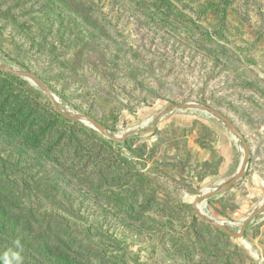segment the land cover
<instances>
[{"label": "rangeland", "instance_id": "374dc122", "mask_svg": "<svg viewBox=\"0 0 264 264\" xmlns=\"http://www.w3.org/2000/svg\"><path fill=\"white\" fill-rule=\"evenodd\" d=\"M0 64V264H264L210 224L264 199V0H0Z\"/></svg>", "mask_w": 264, "mask_h": 264}, {"label": "water", "instance_id": "95a60500", "mask_svg": "<svg viewBox=\"0 0 264 264\" xmlns=\"http://www.w3.org/2000/svg\"><path fill=\"white\" fill-rule=\"evenodd\" d=\"M5 66L1 65L0 64V69H4ZM13 73H16V74H19V75H23V76H26L28 78H30L31 80H33L36 84H38L41 89L43 90H46V87L39 81V79L37 77H35L33 74H31L30 72H15V71H12ZM53 101V104L55 106V108L61 113L63 114L64 116H66L67 118L71 119V120H77V119H84L88 124L92 125L94 128H96L97 130L103 132L108 138L114 140V141H119V139L115 138L114 136L110 135L109 133H107L104 129V127L99 124L98 122H96L95 120H93L91 117H89L88 115H85V114H75V115H68L66 114L65 112H63L58 104L52 99ZM179 107V108H199L201 110H206V111H209V112H212L214 114H216L236 135L237 132L233 126V124L228 120L226 119L224 116L220 115L219 113H217L214 109H212L211 107L209 106H203V105H196V104H180V105H173L172 107ZM168 110H166L165 112H167ZM164 113H159L152 121V128L150 131L153 130V128L155 127V124H156V121L159 119V117L161 115H163ZM137 131H130L129 133H136ZM141 132V131H140ZM124 134L123 137H122V140H124L128 134ZM240 137V136H239ZM243 157L240 161V164L238 166V169H237V173L235 175V177L229 181L225 187H230L234 184L237 183V181L244 175L245 173V166H246V162H247V155H248V148L247 146L244 144V150H243ZM220 190L218 191H213V192H208V193H204L203 195H201L199 197V199H203V198H208L209 196H212L214 194H216L217 192H219ZM264 209V199L262 200L261 202V206L258 210H255L253 212H251L243 221L242 225H241V228H240V231L239 233H231L230 231H228L227 229H225L223 226L221 225H218V224H214V223H210L211 225H213L214 227L216 228H220L222 229L224 232H226L227 234L231 235V236H234V237H241L243 232L245 231L247 225L249 222H251L258 214H260ZM195 210L198 212L199 216L202 218V214L200 213V211L197 209V207H195Z\"/></svg>", "mask_w": 264, "mask_h": 264}, {"label": "trees", "instance_id": "16d2710c", "mask_svg": "<svg viewBox=\"0 0 264 264\" xmlns=\"http://www.w3.org/2000/svg\"><path fill=\"white\" fill-rule=\"evenodd\" d=\"M135 4H138V2H137V3L135 2ZM68 166H69L70 168H77L76 163H75V165H71V163H69V164H67V167H68ZM85 170H86V168H82V169H81V171H84V172H85ZM4 209H5V208H4ZM6 214H7V213H6ZM7 238L11 241V243L14 242L13 240H14L15 237H7ZM23 242H24V241L18 239V240H16V245H22ZM16 248H17V247H16ZM45 254H46V252H45ZM64 255L67 256V257L64 258V259H65V263L68 262V261H69L68 258H69L70 256H72V259H70L69 264H79L80 261H82V260H86V258H87V256L82 255L81 252H73V251H70V250H68V252L65 253ZM27 258L33 260V262H36V260H37L35 256H32V255L29 254L28 252H27V253H24L23 260H25V259H27ZM23 263H24V262H23ZM6 264H8V263H6ZM34 264H39V263H34Z\"/></svg>", "mask_w": 264, "mask_h": 264}, {"label": "bare ground", "instance_id": "6f19581e", "mask_svg": "<svg viewBox=\"0 0 264 264\" xmlns=\"http://www.w3.org/2000/svg\"><path fill=\"white\" fill-rule=\"evenodd\" d=\"M203 201V200H202ZM198 204V203H197Z\"/></svg>", "mask_w": 264, "mask_h": 264}]
</instances>
